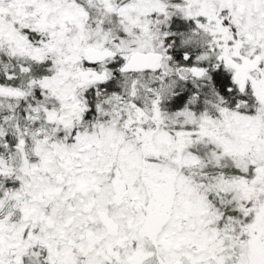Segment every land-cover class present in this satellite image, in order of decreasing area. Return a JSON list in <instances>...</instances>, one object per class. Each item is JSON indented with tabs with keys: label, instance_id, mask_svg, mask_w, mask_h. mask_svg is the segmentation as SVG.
<instances>
[{
	"label": "snow or ice",
	"instance_id": "1",
	"mask_svg": "<svg viewBox=\"0 0 264 264\" xmlns=\"http://www.w3.org/2000/svg\"><path fill=\"white\" fill-rule=\"evenodd\" d=\"M0 264H264V0H0Z\"/></svg>",
	"mask_w": 264,
	"mask_h": 264
}]
</instances>
